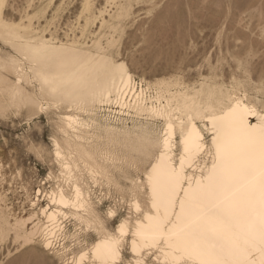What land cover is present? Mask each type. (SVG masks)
<instances>
[{
  "label": "bare ground",
  "instance_id": "1",
  "mask_svg": "<svg viewBox=\"0 0 264 264\" xmlns=\"http://www.w3.org/2000/svg\"><path fill=\"white\" fill-rule=\"evenodd\" d=\"M0 42V118L50 123L47 189L13 224L0 205L25 249L59 264H264V110L249 87L147 82L94 43L1 22Z\"/></svg>",
  "mask_w": 264,
  "mask_h": 264
},
{
  "label": "rangeland",
  "instance_id": "2",
  "mask_svg": "<svg viewBox=\"0 0 264 264\" xmlns=\"http://www.w3.org/2000/svg\"><path fill=\"white\" fill-rule=\"evenodd\" d=\"M0 9L1 24L33 39L39 36L56 46L94 43L147 82L178 77L198 87L209 77L206 83L227 86L237 96L249 94L256 108L264 110V0H0ZM1 44L0 51L8 50ZM21 114L0 118V205L10 224L31 211L29 201L37 188L50 184H41L49 159L38 155V148L49 146L50 123L41 115L25 122ZM109 196L114 199L113 192ZM111 198L105 197L101 210L112 204ZM123 211L124 204L119 213ZM8 230L0 226V264H59L36 244L38 250L25 249L13 227Z\"/></svg>",
  "mask_w": 264,
  "mask_h": 264
}]
</instances>
